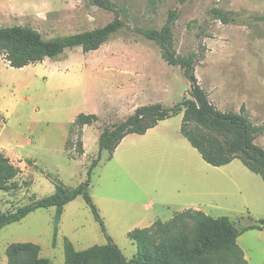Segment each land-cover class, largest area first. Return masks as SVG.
<instances>
[{"label":"rangeland","instance_id":"374dc122","mask_svg":"<svg viewBox=\"0 0 264 264\" xmlns=\"http://www.w3.org/2000/svg\"><path fill=\"white\" fill-rule=\"evenodd\" d=\"M126 26L99 50H67L56 59L10 67L0 57V153L19 169L16 189L0 193V212L12 213L55 194L57 183L81 184L97 206L110 236L127 259L138 251L128 234L171 221L188 209L228 217L240 231L264 220V182L240 160L214 167L181 134L183 114L150 130L127 136L109 160L103 153L91 180L104 129L125 121L136 109L156 103L174 107L190 98L191 84L179 66L140 32L161 29L170 11L177 54L199 56L195 74L214 106L264 125V0H111ZM218 8L242 16V24L211 17ZM116 15L91 0H0V26H24L46 39L102 28ZM80 114L98 121L83 128L85 153L73 124ZM72 132V136L70 133ZM264 148V134L256 140ZM90 180V182H89ZM56 208L40 209L0 231V264H8L14 243H34L41 258L65 264V240L76 250L106 245L108 237L82 196L68 204L59 225ZM56 245L54 246L55 234ZM238 244L249 264H264V231L246 230Z\"/></svg>","mask_w":264,"mask_h":264},{"label":"trees","instance_id":"16d2710c","mask_svg":"<svg viewBox=\"0 0 264 264\" xmlns=\"http://www.w3.org/2000/svg\"><path fill=\"white\" fill-rule=\"evenodd\" d=\"M91 3L115 13L114 21L102 28L52 39H46L38 30L30 27L0 26V57L10 67L23 69L47 59H56L67 50L82 48L85 53L99 50L126 24L120 18L118 6L111 0H91ZM210 14L223 24L244 23L242 16L234 12L213 8ZM178 15L177 10H172L161 29H144L140 33L161 48L163 58L169 65L181 67L191 84L190 98L174 107L161 103L141 106L125 121L104 129L99 139L98 157L89 168V179L100 165L103 153L107 152L109 160H112L128 135H145L160 122L183 114L181 134L205 162L214 167H223L238 159L252 173L261 176L264 182V148L256 144V140L264 134V125H253L245 107L240 113H235L223 112L213 105L195 74L199 56L191 54L181 57L175 50L174 25ZM253 20L264 21V16H255ZM98 119L95 114H80L76 118L73 128L77 129L80 140L76 146L70 140L67 142L68 148L77 150L73 159L85 153L83 128L92 126ZM19 172L11 159L0 153V193L16 189L15 179ZM56 186L55 194L48 198L33 199L30 204L12 213L0 212V231L23 221L37 210L53 207L56 208L55 224L59 225L66 206L82 196L107 235V228L87 185L81 184L72 189L58 182ZM246 230L264 231V220L240 231L228 217L213 218L203 211L188 209L169 222L158 220L149 228L131 231L128 237L138 248L132 259H127L107 235L106 245H96L83 251L76 250L74 244L66 239L65 264H249L238 244L239 236ZM57 234L56 231L54 246ZM41 252L37 244L14 243L7 250L8 264H51L50 259L40 257Z\"/></svg>","mask_w":264,"mask_h":264},{"label":"crops","instance_id":"0c3cea01","mask_svg":"<svg viewBox=\"0 0 264 264\" xmlns=\"http://www.w3.org/2000/svg\"><path fill=\"white\" fill-rule=\"evenodd\" d=\"M162 122H164V121H162ZM162 122H160V123H162ZM160 123H159V124H160ZM158 126H159V125H158ZM158 126H157V127H158ZM155 128H156V127H155ZM153 129H154V128H153ZM151 130H152V129H151ZM149 131H150V130H149ZM149 131H148V132H149ZM148 132H147V133H148ZM147 133H146V134H147ZM146 134H145V135H146ZM130 135H131V134H130ZM128 136H129V135H128ZM123 141H124V140H123ZM121 144H122V143H121ZM118 148H119V147H118ZM113 158H114V156H113Z\"/></svg>","mask_w":264,"mask_h":264}]
</instances>
